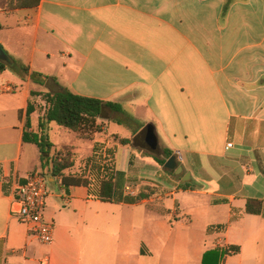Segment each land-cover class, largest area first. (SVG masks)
Returning a JSON list of instances; mask_svg holds the SVG:
<instances>
[{
    "label": "crops",
    "instance_id": "crops-1",
    "mask_svg": "<svg viewBox=\"0 0 264 264\" xmlns=\"http://www.w3.org/2000/svg\"><path fill=\"white\" fill-rule=\"evenodd\" d=\"M227 3L40 0L35 8L0 10V61L8 66L0 73V264H202L214 249L231 251L218 264H264L252 229L261 216L246 213L247 200L264 201V0H232L226 8ZM14 66L26 67L28 74ZM34 73L50 80L36 84ZM61 89L118 104L124 112L110 117L113 112L104 110L97 120L101 131L86 139L90 144L78 139L73 145L76 153L90 147L84 164L99 146L103 164L125 174L126 190L128 182L134 185L126 195L136 197L147 185L160 194L150 192L135 204L103 202L87 187L65 185L51 175L47 158L42 164L38 147L24 137L39 133L46 110L42 96L32 92ZM29 108L34 111L27 128ZM130 118L133 128L142 126L147 150L107 142L106 132L133 136L125 124ZM53 125H47L48 135ZM149 125L158 147L182 162L194 191L169 189L173 184L155 161L142 157L152 151ZM53 145L50 156L63 146ZM120 148L124 165L118 162ZM142 164H150L149 177ZM196 165L206 178L193 174ZM32 172L48 178L51 245L41 244L11 214L17 186ZM186 192L208 198L184 208L180 196ZM194 224L203 236L185 237V228Z\"/></svg>",
    "mask_w": 264,
    "mask_h": 264
},
{
    "label": "trees",
    "instance_id": "trees-1",
    "mask_svg": "<svg viewBox=\"0 0 264 264\" xmlns=\"http://www.w3.org/2000/svg\"><path fill=\"white\" fill-rule=\"evenodd\" d=\"M232 0H228V4ZM40 0H0V10L3 11H15L18 9L35 8L39 5ZM1 28V26H0ZM8 69V66L0 61V73H3ZM14 71H20L24 74H28V69L24 66H14ZM32 80L36 84L44 85L46 81L50 80L49 77L34 73L32 74ZM33 96H42L46 102V110L43 118L39 122V133H25L24 141L26 143L34 144L38 147L41 154V161L44 164V159L47 158L45 164H51V175L62 178V183L65 185H80L87 187L95 198L100 199L103 202L109 203H127L135 204L140 203L149 197V193L145 191L139 193L136 197L125 194L126 179L125 174L122 172H116L115 164H103L104 157L102 149L99 146H95L93 156L88 160V164H85L86 170H89V176H66L65 172L70 170L75 165V160L70 152V149H64L55 151L50 156L51 151L55 146L51 143L47 125L56 124L59 127H63L69 131H73L83 136L82 138L89 139L92 135L99 133L101 130L97 125V120L103 117V111L108 109L116 114H124L121 106L118 104L107 103L97 99L83 97L70 92L67 89H61L59 91H50L48 93L37 94L32 92ZM33 109L29 108L27 112L26 125L30 128V115L33 113ZM130 121H126L125 124L133 131V137L131 138H118V142L122 146H131L139 150H147L144 141V135L140 132L141 127L137 125L133 128L135 121L130 118ZM119 125H122L121 121H115ZM167 160H169L174 153L171 150L163 151ZM152 157V156H151ZM114 158V151H109V158ZM154 161L165 168L167 161H159L157 158L152 157ZM43 166V171L45 172ZM178 190L181 191H194L191 188L190 183L180 184ZM246 213L253 216H261L264 218V201L258 199H249L246 203ZM230 250L214 249L205 253L202 264H218L225 256L230 255Z\"/></svg>",
    "mask_w": 264,
    "mask_h": 264
},
{
    "label": "rangeland",
    "instance_id": "rangeland-1",
    "mask_svg": "<svg viewBox=\"0 0 264 264\" xmlns=\"http://www.w3.org/2000/svg\"><path fill=\"white\" fill-rule=\"evenodd\" d=\"M108 113H109L110 117H116L117 116V115H114V113H111V112H108ZM122 131L129 132L127 129H123ZM102 132H105V131L102 130ZM105 136L107 137V142H109L111 147L114 144L117 145V146L118 145L120 146V144L118 142V139L113 137V135H111V132H106ZM82 137H84L83 133H82V135H77V133H75L73 131H69V130L63 128V127H59V126H56V125L52 126V129H51V131L49 133V138H50L51 143L55 144V145L57 144V146L63 145L60 148L61 151L66 149V148L70 149V152H71L74 160L75 159L79 160V163L76 165V167L72 168L70 170H67L65 172V174L70 173V174H75L76 176H86L84 161H85V158L87 156L89 157L91 155V150H90V147L86 146V144H90V142H88L85 138H82ZM120 138H122V137H120ZM78 139H83V140H85V141H83V143H86L85 146L80 148V153H76L75 152L76 151L75 150V146H73L74 144L81 143V142L78 141ZM180 139H182V138H179L176 141L177 145H178V143H180ZM79 156H80V158H79ZM151 156L157 158L159 161H168L167 157L163 153V149H162L161 146H159L156 151H148V153L145 152V151L142 152V157L143 158H146V157L150 158ZM178 156L181 157L182 154H178ZM175 157L177 158V156H175ZM151 158H150V160H151ZM176 160H177V167H182L183 168L182 162H180L178 158ZM118 162H119L120 165H124L125 155H124V152H123V148H120L119 151H118ZM152 165H154L156 167V169L159 170V173L163 177H166L169 180V182L173 184V186L172 185L169 186V189L173 188V190L174 189L178 190L180 184H184V183H187L189 181V178L186 179L184 182L182 181V179L185 176V168H183L182 172L176 174L175 170H168V169H166V168H164L162 166H159L156 162H155V164L152 163ZM142 166L146 167V174L144 173L143 175L149 177L148 172L150 171V169H149L150 164H148V165L147 164H142ZM44 167H45V169H47V165H45ZM253 168L255 170V174H258L259 171L255 167H253ZM40 170L43 171V168H40ZM191 171L197 177L198 176H202V177L204 176L206 178V176H205L206 174H204V172L202 170L198 169L197 165L195 167L191 168ZM242 171H241V173L243 174ZM147 181L148 180H146V182ZM136 182L138 183V181H136ZM193 184H195L198 188H203V189H208V187H209V186L206 185V183H201V182H198L197 180H195L193 182ZM260 185H261V183L256 182L254 184V188L257 190V188H259ZM127 186H129V188H130V190H126L127 193L131 192L134 189V185L131 182H128ZM141 189H142L141 191H145L146 194L152 192V195H154V196L160 194V192H161L160 188L149 187L148 185L144 186ZM207 198L208 197H203V196H200V195H196V194H194L192 192H186L184 195L180 196V202H181V205L184 208H189L193 204H196V203L199 204L200 202L206 200ZM209 200H211V199L209 198ZM255 220L256 221L253 224L252 229L255 231V233L257 234V236L259 238V243H260V246L262 247L261 253L264 256V218L261 217L260 219H255ZM187 235H190L191 237H194V238H196L195 236H198V237L199 236H203L202 235V229L199 226H197V224H194V226L189 227L188 229L185 228V237ZM186 255H188V254H187V252L185 250V258H186ZM189 258L190 259L192 258L191 254H189Z\"/></svg>",
    "mask_w": 264,
    "mask_h": 264
},
{
    "label": "built area",
    "instance_id": "built-area-1",
    "mask_svg": "<svg viewBox=\"0 0 264 264\" xmlns=\"http://www.w3.org/2000/svg\"><path fill=\"white\" fill-rule=\"evenodd\" d=\"M232 146L229 144L228 148ZM48 196L47 176L42 172H32L24 183L17 186L11 203V214L27 223L43 245L54 242V224L46 219Z\"/></svg>",
    "mask_w": 264,
    "mask_h": 264
},
{
    "label": "water",
    "instance_id": "water-1",
    "mask_svg": "<svg viewBox=\"0 0 264 264\" xmlns=\"http://www.w3.org/2000/svg\"><path fill=\"white\" fill-rule=\"evenodd\" d=\"M145 133L147 134L146 139L148 142V146L149 148L152 149V151H156L158 149V142H157V138L154 132V127L149 125L145 128ZM165 168L168 170H175V173L178 174L180 172L183 171V169L181 167H177V161H176V157L172 156L167 163L165 164ZM187 176H189V174H187L186 176H184V178L182 179V181L184 182L185 179L187 178Z\"/></svg>",
    "mask_w": 264,
    "mask_h": 264
}]
</instances>
